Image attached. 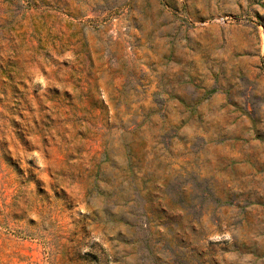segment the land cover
Wrapping results in <instances>:
<instances>
[{"label":"rangeland","instance_id":"374dc122","mask_svg":"<svg viewBox=\"0 0 264 264\" xmlns=\"http://www.w3.org/2000/svg\"><path fill=\"white\" fill-rule=\"evenodd\" d=\"M0 264H264V0H0Z\"/></svg>","mask_w":264,"mask_h":264}]
</instances>
